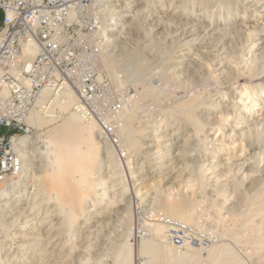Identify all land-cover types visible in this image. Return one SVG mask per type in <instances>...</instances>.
I'll return each instance as SVG.
<instances>
[{
	"label": "bare ground",
	"instance_id": "6f19581e",
	"mask_svg": "<svg viewBox=\"0 0 264 264\" xmlns=\"http://www.w3.org/2000/svg\"><path fill=\"white\" fill-rule=\"evenodd\" d=\"M111 2L117 3L112 7L117 20L110 29L117 37L114 49L104 54L109 74H121L124 84L132 85L141 83L150 73L156 78L154 82L177 80L180 85L194 90V83H190L194 68L200 72L208 69L205 80L216 81L220 87L221 84L233 85L232 91L235 93L232 102L223 105L212 91L183 101L180 113L184 121L174 115L171 120L165 115L161 121L146 120L136 151L130 146L134 139L135 128L132 124L135 117L126 109L121 134L127 148L136 152V159L131 169L129 166L133 159L126 163L128 174L124 175L120 168L123 161L119 162L118 159L116 163L113 160L115 153L99 140L96 123L81 116L75 92L66 88L53 96L49 95L50 92L43 93L41 100L50 99L53 107L46 116L34 112L30 123L35 127L53 122H59V125L50 134L45 133L43 141L42 135L32 143L26 139L20 141V153L31 177L24 194L33 198L34 202L18 208L16 214L21 218L15 230L10 231L13 223L7 225L2 217L4 214H0V264H50L57 258L59 260L60 256L71 258L74 253L78 255L77 264H96L102 259L97 258L93 263L83 262V256L94 243L90 235L80 239L78 248L71 247L68 239L66 245L62 246L58 232V236L55 235V226L65 224V221L69 226L77 223L81 217H93L95 208L92 210L90 207L92 201L91 204L100 202L103 206L107 203L106 211L95 215L97 223L100 216L112 214L115 211L113 204L126 195L124 201L120 199L123 208L116 210L113 220L123 238L112 246L108 239H103L100 245V255H111L112 264H134L136 257L142 256L149 259L151 264H264V259L259 260L264 257V240L261 239L264 238V0ZM240 11L243 13L238 15ZM213 16L216 21L209 20ZM134 30L141 31L144 37L139 45L134 44L135 48L133 46L129 50L127 45ZM163 35L169 39L166 52L159 51L161 41L155 42ZM236 37L239 38L237 42ZM210 46L215 47L218 53L212 72L206 62L209 60ZM145 51L148 53L146 57ZM150 62L156 63L151 69L148 68ZM116 68L125 75L116 72ZM242 79L249 82H245L247 85L240 89L236 85ZM195 110L197 115L194 114ZM187 121L192 125L188 126ZM38 142L46 147H37ZM100 144L103 145L102 149ZM29 145L33 147L27 150ZM42 148L45 149L41 152ZM36 149L35 154L41 152L45 156V165L40 163L37 166ZM114 164L118 169L114 168ZM219 171L222 172L219 176L228 175L220 192L224 204L231 205L228 208L231 215L236 216L238 210H241L239 215L247 212L243 224L248 226L251 234H245V238L238 235L232 238L237 243H241L238 242L239 238L250 244L255 242L252 245L254 256L248 261L235 254L231 244L223 240L227 238L222 237L224 234L220 243L210 248L203 257L199 250L187 248L176 252L170 247L165 242L166 226L163 223L149 220V234L140 243L136 239L133 223L131 227L122 226V221L127 219L129 206L137 202L152 203L151 213L184 223H191L199 210L206 217L205 203L198 202L193 194L200 190L203 192L204 182L218 177L216 173ZM127 180L130 182L128 193L124 186ZM94 183L98 188L89 197L87 193ZM13 187L20 188V181ZM241 187L250 194V198L239 196ZM11 190L0 191L2 210L4 205L1 202L5 201L2 197L10 195ZM42 212L43 218L39 216ZM75 234L79 235V232ZM60 245L62 248L59 250ZM65 251L68 253L65 254Z\"/></svg>",
	"mask_w": 264,
	"mask_h": 264
},
{
	"label": "built area",
	"instance_id": "2783aa9c",
	"mask_svg": "<svg viewBox=\"0 0 264 264\" xmlns=\"http://www.w3.org/2000/svg\"><path fill=\"white\" fill-rule=\"evenodd\" d=\"M111 1L0 0V191L30 178L20 141L32 143L43 135L30 120L34 112L46 116L52 109L50 99L41 100L45 92L53 96L73 90L81 116L96 123L101 143L111 147L120 161L136 159L121 134L124 113L136 91L124 84L121 74H109L104 63V54L114 49L117 37L110 30L117 20L112 12L117 3ZM39 143L37 147L43 145ZM151 208L152 203L134 206L138 242L149 234V220L166 226L165 242L176 252L191 248L206 257L221 241L200 210L191 223H184L155 215ZM230 244L239 257L248 261L254 256L246 244ZM136 264L151 263L138 257Z\"/></svg>",
	"mask_w": 264,
	"mask_h": 264
},
{
	"label": "rangeland",
	"instance_id": "374dc122",
	"mask_svg": "<svg viewBox=\"0 0 264 264\" xmlns=\"http://www.w3.org/2000/svg\"><path fill=\"white\" fill-rule=\"evenodd\" d=\"M168 1L171 2V0H168ZM213 5H215V2H214ZM211 6H212V4H211ZM212 9H214V6H213ZM242 13L243 12L240 11L238 13V15H241ZM209 20L210 21H216V19H215L214 16H213V18H210ZM236 21H239V20H236ZM165 35L161 36V37H163L162 39L160 37L159 39H156L155 40V42H160L161 41L160 42V45L161 46H159L160 49H161V50H159L160 52H166L169 49L168 48V43H167L169 41V39L167 38L168 39V41H167ZM130 36L131 37H130V41H129L128 45H127V48L129 50H132V47L133 46H134L133 48H135V45L134 44H136V45H139L140 44V42L142 41V38L144 37V35H143V33L141 31L138 32V31H135L134 30L133 33H131ZM236 38L237 39H235V41L239 39L238 37H236ZM121 48H122V46L120 45L119 46V49H121ZM209 49H210L209 60H207L206 62H207V67L211 71L213 69L214 63L218 60L217 59L218 53L215 50V47L210 46ZM144 54H145V57H146V55L148 54L147 51H145ZM159 60H157V61H159ZM154 63L155 62H150L149 65H148V68L151 69L152 67H154L156 65V63L155 64ZM159 63H157V65ZM194 70L195 71H194L192 80L190 82V83H194L192 85L193 88L196 87L194 90H190L189 86L186 87V86L180 85L177 82V80H171V81H167L166 80L165 83L164 82L158 83L157 81L154 82L156 80V78H153V76L150 73H148L146 75L144 81H142L141 83L138 82V83H133L131 85L132 89L134 91H136V93H135V95L133 97L132 106H130L132 108H130V107L128 108L129 109L128 111L132 115V117L133 116L135 117V119L133 121V124H132L133 127L135 128L134 129V135H133V138H134L133 141L134 140L135 141L134 142L132 141V143L130 144V146H132L131 148L134 151L137 150V147H138L137 142H139L140 138L142 137V135L144 133V131H143L144 130V128H143L144 126L143 125H144V122L146 120L149 119V120H153V121H161V120L164 119L163 117H165V116L166 117H169L168 119L171 120L172 118H174V117H172L174 115L175 117L177 116L176 118L184 121L185 118L180 113L181 112L180 109L182 108L181 105H183V103L186 100L194 99L196 97V95H199V94H202V95L204 94L205 95L207 93V91L208 92L209 91H212L213 94L215 93L214 96L217 94L216 95L217 97L216 96L215 97H216V99H217L218 102L222 103L223 105H227V104L230 105V103L232 102L234 93H235L234 91H232L233 90L232 89L233 88V85L232 86L231 85L229 86V85L221 84L222 87H220L219 86L220 84H218V82H216V81L205 80L206 79V73L205 72H208L207 71L208 69L207 70L205 69L204 72H200L196 68H194ZM115 71L122 73V71L119 68H116ZM122 74H124V73H122ZM245 82L248 83L249 81L242 79V80L239 81V83H237L239 86L236 85V84L235 85L241 89L244 85H247ZM228 88H229V90H228ZM145 92H146V94H145ZM146 96H147V98H148V96H150V97L147 99V98H145ZM218 96H219V98H218ZM141 101H143V103ZM200 102H201V99H200ZM172 107H173V109H172ZM176 112L178 113V115H177ZM149 114H150V116H149ZM194 114L197 115L198 112L195 110ZM186 124L188 126H191L192 125L190 121L188 123H186ZM58 125H59V122L58 123L57 122L56 123L53 122L51 124H45L42 127H36L37 129H39L40 133L43 134L41 136V140L43 141L45 139V137H46V134L45 133L50 134L52 132V130L55 129V127L58 126ZM44 147H46V146H44ZM102 148H103V145H101V149ZM43 149H45V148H42L40 151L41 152L44 151ZM41 152H39V153L36 154V159L35 160H38L37 166H38V164L40 165V163H42L41 165H45V161H46L45 160V156H43L41 154ZM101 152L103 153L104 151L101 150ZM113 154H114V152H113ZM135 154H136V152H135ZM40 155H41V158H40ZM112 157H114L113 160H115V162L117 163L118 162L117 161L118 160L117 156L116 155H113ZM39 158H40V160H39ZM115 158H117V159H115ZM131 160H130V162H131ZM134 160L135 159L133 158V160L131 162L133 164L130 163V166H129L130 169H131L132 166H134ZM119 162H121V161H119ZM260 162L261 161L259 159V163ZM121 163L123 165V166L120 167L122 169L121 170L122 171L121 174H123V172L125 173L124 175H126V173L128 174V171H127L128 167H127L126 163L125 162L124 163L121 162ZM146 163H147V161H145V164ZM113 166H114V168H116L115 167L116 164H114ZM116 169H118V166H117ZM221 174H222V172L219 171V172L216 173V176H218V177H216L215 179H210V181L207 180L206 182H204L205 183V187H203V189H202V190H204L203 191L204 193L201 192V190L199 191V189H198L197 191H199V192H196L195 194H193V197H195L198 202L202 201V202L205 203L204 204V206H205V208H204L205 215L209 219V222H210L212 228L217 232V234L220 235V236H222L224 234V236H222L223 238H226L227 237L226 239H223V240H229L230 242H236V241L233 240L234 236H237L238 235V236H241L242 238H245V237H243L245 234H251L250 229H248V226L246 227V225L243 224V223H245V219H246L245 217H246L247 212H245L243 215L242 214L239 215L241 213V210H238L237 211L238 214L236 216L231 215V213L229 212V209H228L231 205L229 203H225L224 204V202L222 200L223 196H222V194L220 192V191H223V188L221 186L224 184L225 181L228 180V177H227L228 175L225 174L226 176L225 175L219 176ZM212 176L213 175H210L209 177H212ZM29 177H30V175H29ZM30 179H31V177L29 179H27V180L24 179L20 183V188L12 189L10 191L11 192L10 193L11 196L8 195L6 198H5V196L2 197V198L5 199L4 202H1V204L3 203L2 205H4L5 212H3L4 210H2L3 209V207H2V208H0V214H2V215L4 214L2 217H3L4 221L7 223V225L10 224V223H13V227L11 226L12 224L10 225V231L15 230L16 227L18 226V222L20 221L21 215L19 216L18 213L16 214V211L19 210L18 208H23L25 205H27V203H33L34 202V199L33 198H31V197L29 198V197H27V195L24 194V191L27 190L25 188V186H29L30 185L28 183V181H30ZM127 181H128L127 184H126V182L124 184V186H126L125 187L126 188L125 189L126 190V193H128L130 191V182H129V180H127ZM147 183L149 184V183H151V181L150 182H147ZM259 185H261V182L259 183ZM127 187H128V189H127ZM97 188H98L97 184L94 183L92 190L89 193H87V195L89 197H91L96 192ZM225 193H227V192H225ZM238 194H239V196H241V198H243V197L245 198L246 196L247 197L249 196V198H250V194L249 193L247 194L246 193V190H243L242 187L238 191ZM12 195L13 196L14 195H17L19 198L16 199V198H14L15 196L13 197ZM175 195H177V194H175ZM124 197L127 198V195L118 198L116 200L115 204H113V208L115 209V211L113 210L114 212L112 214L107 215V216H103L102 215L103 217L100 216V221H98L97 223H95V221L97 220L96 219L97 216H95V215H97V213H102V211L105 212L106 211V206H108V204L106 203L105 206H103L104 204L102 205V203H100V202L95 203V204H91L93 202L91 200L92 202L90 203V205H91L90 207H92L91 208L92 210L95 208L93 210L94 211L93 213L95 214V215H93V217H92V215L90 217L87 216L88 218H86V219L83 218V217H81L83 219L79 218V220L77 221L78 224L76 222L75 223L73 222L69 226L66 223V221H65V224L63 223L61 225H56L55 226L56 227L55 235H57V236H58V234L60 235V237H61V245L62 246L63 245H66V242H67V239H68L69 240V244H71V247H76L77 246V248H78L80 246L79 244H81L80 243V241H81L80 239L83 238L84 236L90 235L93 238V242L94 243H93V246L91 247L90 251H88L87 254L83 256V258H84V259L82 258L83 259V262H85V263L86 262H92L93 263V261H95V259H97V258L100 259L101 258L102 260L98 261L96 264H112L111 255H109V254L108 255H105V256L104 255L103 256L100 255L102 253V251L100 249L101 248L100 245L103 243V239H108L109 240V245L112 246L113 243L120 242V238L121 239L123 238V236H121V233H119L120 228L117 227V224L114 223L113 220L115 219V216H116V210L117 209L122 210V208H123V206L121 204L122 203L121 201L122 200L123 201L125 200ZM151 197H153V196H151ZM120 199H122V200H120ZM151 200L152 199H150V202H152ZM144 203H146V202H144ZM222 203H223V205H222ZM135 205L136 204L133 203L131 206H129L128 211H127V219L124 220V221H122V223L124 222L122 224V226H127V225H129L130 227L132 226L133 214H134V206ZM1 212H3V213H1ZM39 216H41V218H43L44 217V212H42V214L39 215ZM0 219L2 220V218H0ZM213 221H214V224H213ZM231 223H232V225H231ZM239 223H241V224H239ZM98 224H100V225H98ZM107 225H109V226H107ZM215 225L216 226L218 225L217 228L219 227L221 230H219V228L217 229ZM74 228H75V230H74ZM68 229L71 230V231H69ZM81 230H83V231H81ZM87 230H89V231L92 230V231L89 232ZM74 231L75 232H79V235L78 234H75ZM57 232H58V234H57ZM59 232H61V233H59ZM80 232H82L81 234L83 236L80 234ZM242 232H244V233H242ZM74 238H75L76 241L74 240ZM261 239L264 240V238H261ZM243 240L244 239L239 238L238 242L241 241V243H243V245L246 244L247 247H251L252 248V245L255 243L254 241H252L251 244H250L249 242L247 243L246 240L245 241H243ZM61 245L58 248L59 250H60V248H62ZM111 246H109V247H111ZM73 250H75V248H73ZM66 252L68 253V251H65V254H67ZM66 256L67 255H65L64 258L62 256L63 259L60 258L61 257L60 256L59 257V260H57L58 258L55 259V260H53L54 261V264H77L76 263V260L78 259V255L77 254H75V253L72 254L70 256L71 258H67ZM137 259H138V257H136V260H135V263L134 264L137 263ZM260 259H264V257H262V258L260 257L259 260ZM53 261L52 262H49V263L52 264ZM60 262H62V263H60ZM249 263H251V262H249Z\"/></svg>",
	"mask_w": 264,
	"mask_h": 264
}]
</instances>
